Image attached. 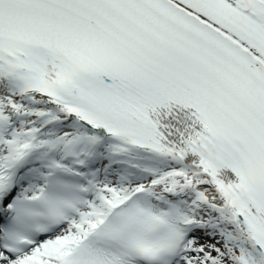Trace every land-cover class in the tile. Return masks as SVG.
<instances>
[{"label":"snow or ice","instance_id":"1","mask_svg":"<svg viewBox=\"0 0 264 264\" xmlns=\"http://www.w3.org/2000/svg\"><path fill=\"white\" fill-rule=\"evenodd\" d=\"M0 264H264V0H0Z\"/></svg>","mask_w":264,"mask_h":264}]
</instances>
